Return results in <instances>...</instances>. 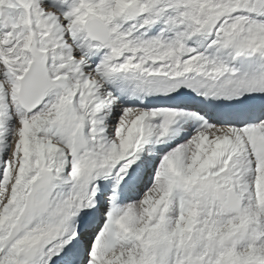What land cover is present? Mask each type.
I'll list each match as a JSON object with an SVG mask.
<instances>
[{"label":"snow or ice","instance_id":"obj_1","mask_svg":"<svg viewBox=\"0 0 264 264\" xmlns=\"http://www.w3.org/2000/svg\"><path fill=\"white\" fill-rule=\"evenodd\" d=\"M0 264H264V0H0Z\"/></svg>","mask_w":264,"mask_h":264}]
</instances>
